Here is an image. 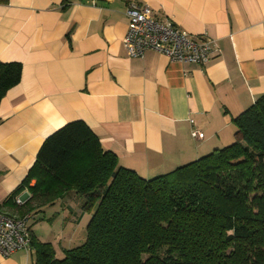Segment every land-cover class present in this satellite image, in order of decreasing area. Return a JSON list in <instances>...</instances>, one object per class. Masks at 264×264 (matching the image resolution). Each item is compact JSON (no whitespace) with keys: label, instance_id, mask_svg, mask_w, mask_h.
<instances>
[{"label":"crops","instance_id":"0c3cea01","mask_svg":"<svg viewBox=\"0 0 264 264\" xmlns=\"http://www.w3.org/2000/svg\"><path fill=\"white\" fill-rule=\"evenodd\" d=\"M129 3L207 34L209 62H172L152 50L129 57ZM0 62L22 67L0 102V212L11 215L6 201L42 144L72 122L144 179L233 143L232 120L264 95V0H0ZM78 196L55 202L69 213L66 226L77 225L72 237L91 218ZM30 263L31 253L0 254V264Z\"/></svg>","mask_w":264,"mask_h":264},{"label":"trees","instance_id":"16d2710c","mask_svg":"<svg viewBox=\"0 0 264 264\" xmlns=\"http://www.w3.org/2000/svg\"><path fill=\"white\" fill-rule=\"evenodd\" d=\"M21 71L0 62V102ZM232 122L233 143L152 179L120 166L82 122L54 132L6 204L18 209L28 186L19 210L30 214L73 191L91 218L60 259L28 227L33 264H264V95Z\"/></svg>","mask_w":264,"mask_h":264},{"label":"built area","instance_id":"2783aa9c","mask_svg":"<svg viewBox=\"0 0 264 264\" xmlns=\"http://www.w3.org/2000/svg\"><path fill=\"white\" fill-rule=\"evenodd\" d=\"M128 21L124 48L129 57H142L148 50L164 55L172 62L206 65L214 52V42L207 34L194 36L180 30L168 17L158 18L147 5L129 3L125 10ZM193 123L192 121H190ZM191 136L202 139L203 134L192 131ZM23 192L14 197L17 206L23 205ZM29 216L0 212V254L9 257L17 251L31 253Z\"/></svg>","mask_w":264,"mask_h":264},{"label":"rangeland","instance_id":"374dc122","mask_svg":"<svg viewBox=\"0 0 264 264\" xmlns=\"http://www.w3.org/2000/svg\"><path fill=\"white\" fill-rule=\"evenodd\" d=\"M33 181L30 182V184ZM33 185V184H32ZM30 185V187L32 186ZM23 193L27 195V199L24 204L29 200L30 194L28 191V186L23 189ZM82 199L81 196H78ZM67 200L68 197H66ZM18 206V209L13 210V216L17 218H22L25 215L27 216L28 211L25 209V213H22L21 210L25 207V205ZM41 204V203H40ZM37 201L31 202L29 206L31 208H36L40 206ZM67 210V209H66ZM63 209L60 203H55L49 206H44L40 209V211L34 212L33 217L28 220V226L30 227L31 232L35 237L39 238L42 242H47L52 244L54 249L56 250V257L62 258L64 256V250H69L72 248H76L84 242L85 238V227L79 225L76 229L75 236H71V227L77 226L76 223L71 226L64 222L66 218H68V211L66 214H63ZM74 230V229H73ZM31 264V263H30Z\"/></svg>","mask_w":264,"mask_h":264},{"label":"water","instance_id":"95a60500","mask_svg":"<svg viewBox=\"0 0 264 264\" xmlns=\"http://www.w3.org/2000/svg\"><path fill=\"white\" fill-rule=\"evenodd\" d=\"M26 197H27V195H24V196H23V199L26 198Z\"/></svg>","mask_w":264,"mask_h":264}]
</instances>
